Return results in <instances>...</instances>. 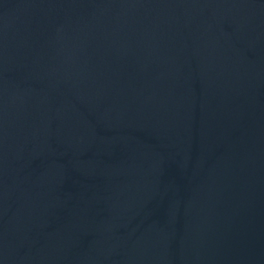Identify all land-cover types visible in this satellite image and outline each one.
I'll return each instance as SVG.
<instances>
[{"label":"water","instance_id":"obj_1","mask_svg":"<svg viewBox=\"0 0 264 264\" xmlns=\"http://www.w3.org/2000/svg\"><path fill=\"white\" fill-rule=\"evenodd\" d=\"M0 264H264V0H0Z\"/></svg>","mask_w":264,"mask_h":264}]
</instances>
